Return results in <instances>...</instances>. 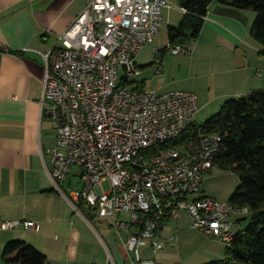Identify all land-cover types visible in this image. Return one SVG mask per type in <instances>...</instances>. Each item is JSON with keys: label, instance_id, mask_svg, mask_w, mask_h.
Here are the masks:
<instances>
[{"label": "built area", "instance_id": "built-area-1", "mask_svg": "<svg viewBox=\"0 0 264 264\" xmlns=\"http://www.w3.org/2000/svg\"><path fill=\"white\" fill-rule=\"evenodd\" d=\"M166 6V0H92L43 56L42 115L56 131L46 151L51 180L59 188L72 168L80 169L75 210L112 218L130 264H157L142 251L157 256L163 249L167 218L184 214L191 228L227 245L237 228L231 218L250 212L202 193L222 137L196 129L181 140L197 124L196 94H159L131 82L135 57L160 35ZM167 49L179 55L194 45ZM1 228L39 231L40 225L16 219Z\"/></svg>", "mask_w": 264, "mask_h": 264}, {"label": "crops", "instance_id": "crops-1", "mask_svg": "<svg viewBox=\"0 0 264 264\" xmlns=\"http://www.w3.org/2000/svg\"><path fill=\"white\" fill-rule=\"evenodd\" d=\"M91 1L0 0V264H5L3 249L12 240L31 243L47 255L49 264H110L111 258L115 264H130L123 243H119L121 239L112 228V218L107 224L87 210L93 221L99 223L97 229L82 210H75V195L81 189V181L74 189L71 177L80 180V169L72 168L57 188L50 177L51 162L46 153L54 145L56 131L42 115L43 56L57 45ZM207 15L209 20L196 39L193 52L207 55L211 46L222 44V63L220 71L209 74L212 80L208 92L198 90L197 105L199 99L203 106H208L264 87V46L250 35L255 13L214 1ZM158 52L161 53L160 49ZM135 64L138 72L146 66ZM161 66L162 56L159 71ZM144 83L135 86L140 88ZM75 168L79 171L74 172ZM182 216L186 217L181 214L162 222L159 239L164 247L157 256L152 249L145 248L144 259L156 258L157 264L170 260L182 264V255L176 250L178 242L182 241L183 246L182 235L163 234L166 223L179 221ZM119 217L128 220L129 215ZM15 219L38 223L40 230L1 228L2 222ZM239 219L234 216L231 221L242 229ZM186 220L190 224L187 217ZM196 235L203 242L185 264H206L225 257L224 244L200 231Z\"/></svg>", "mask_w": 264, "mask_h": 264}, {"label": "trees", "instance_id": "trees-1", "mask_svg": "<svg viewBox=\"0 0 264 264\" xmlns=\"http://www.w3.org/2000/svg\"><path fill=\"white\" fill-rule=\"evenodd\" d=\"M214 1L221 6L253 11L256 16L250 35L264 46V0H179L184 15L178 26H169V44L196 40L204 26L203 17ZM166 49L160 52L163 54ZM196 129L222 137L214 168L238 176L239 183L227 202L248 207L247 216H251L245 228L238 229L235 223L233 239L225 245V257L206 264H264V87L225 101L217 114L203 125H193L181 140ZM247 216L240 217L237 222ZM2 257L5 264H49L45 253L24 240L7 242Z\"/></svg>", "mask_w": 264, "mask_h": 264}, {"label": "rangeland", "instance_id": "rangeland-1", "mask_svg": "<svg viewBox=\"0 0 264 264\" xmlns=\"http://www.w3.org/2000/svg\"><path fill=\"white\" fill-rule=\"evenodd\" d=\"M166 1L167 6L163 9L164 22L160 35L152 44L144 46L134 60V62L138 65H147L157 62V55L160 54L163 55L162 68L161 71H159L151 80H148L142 84L140 88L148 91H156L159 94L171 91H187L192 92L200 97L198 90L200 92L201 90L206 91L207 89L206 92H208V87H211L210 83L212 80L209 78V76L215 73L216 70L218 72L221 69L220 66L222 62L219 56H221L220 54L223 51V45L216 44L211 46L208 49V54L210 51L209 56L208 54L196 55L194 53L195 51H189L185 54L176 55L173 54L169 49H166L163 54L159 53V49L161 50L170 45L168 38V27L178 25L179 21L184 15L179 7V0ZM196 44L197 40H191L186 46L190 47ZM222 105L223 101L221 103H213L212 105L203 106L201 100L199 99V112L196 115L197 124L203 125L209 118L219 112ZM75 170L79 171L77 168L74 169V172ZM71 178L73 179L72 183L74 189H78L80 186L79 178L75 176ZM238 183L239 179L235 173L214 168L211 173L206 174L204 177L202 191H204L205 195L208 197L215 198L216 200L224 203L228 199L227 195L231 194ZM104 188L106 190L110 188L109 182L104 183ZM83 210H86V212L89 213L87 211V207L83 208ZM87 213L86 215H88ZM88 217L94 227L100 229L99 223L93 221L89 215ZM99 219L103 221L106 220L105 222H107V224L111 222V219L105 215H100ZM250 220L251 216H247L246 219L241 222L242 228H245L249 224ZM189 225L190 224H188L186 217L182 216L179 221L170 220L168 223H166V228L163 232L164 236L168 237L175 235V232H179L178 237H180V234L182 235L184 240L183 246L181 244L182 241L178 242L176 249L178 253L182 255V264H185L186 258L190 255L192 256L195 248L203 242L202 239L196 235L198 231L192 230ZM117 237L120 240L118 235ZM119 243H121V240ZM175 263L176 261L174 260L162 262V264Z\"/></svg>", "mask_w": 264, "mask_h": 264}, {"label": "water", "instance_id": "water-1", "mask_svg": "<svg viewBox=\"0 0 264 264\" xmlns=\"http://www.w3.org/2000/svg\"><path fill=\"white\" fill-rule=\"evenodd\" d=\"M160 61L161 56L157 55V62L150 63L149 65H146L145 67H141L140 72H138L131 80L133 84H141L148 80H151L160 70ZM146 68V69H144Z\"/></svg>", "mask_w": 264, "mask_h": 264}]
</instances>
